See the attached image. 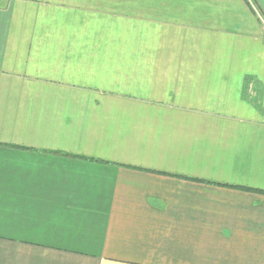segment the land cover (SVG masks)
<instances>
[{
    "label": "crops",
    "instance_id": "1",
    "mask_svg": "<svg viewBox=\"0 0 264 264\" xmlns=\"http://www.w3.org/2000/svg\"><path fill=\"white\" fill-rule=\"evenodd\" d=\"M263 27L264 0H0V264H264Z\"/></svg>",
    "mask_w": 264,
    "mask_h": 264
},
{
    "label": "trees",
    "instance_id": "2",
    "mask_svg": "<svg viewBox=\"0 0 264 264\" xmlns=\"http://www.w3.org/2000/svg\"><path fill=\"white\" fill-rule=\"evenodd\" d=\"M250 81L247 80L246 83H245V86H244V92L242 94V96L244 97V99H247V94H246V89L249 85ZM258 99H255V98H252L249 100L250 103H252L254 105V107L258 110V111H261V107H260V104H259V101H257Z\"/></svg>",
    "mask_w": 264,
    "mask_h": 264
},
{
    "label": "rangeland",
    "instance_id": "3",
    "mask_svg": "<svg viewBox=\"0 0 264 264\" xmlns=\"http://www.w3.org/2000/svg\"><path fill=\"white\" fill-rule=\"evenodd\" d=\"M264 28V27H263Z\"/></svg>",
    "mask_w": 264,
    "mask_h": 264
}]
</instances>
